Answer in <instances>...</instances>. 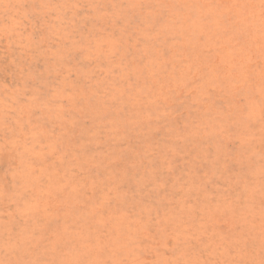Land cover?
<instances>
[{"label":"rangeland","instance_id":"1","mask_svg":"<svg viewBox=\"0 0 264 264\" xmlns=\"http://www.w3.org/2000/svg\"><path fill=\"white\" fill-rule=\"evenodd\" d=\"M0 264H264V0H0Z\"/></svg>","mask_w":264,"mask_h":264}]
</instances>
